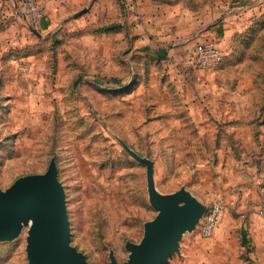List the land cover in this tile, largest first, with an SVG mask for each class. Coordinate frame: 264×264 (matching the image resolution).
Wrapping results in <instances>:
<instances>
[{
    "label": "rangeland",
    "instance_id": "obj_1",
    "mask_svg": "<svg viewBox=\"0 0 264 264\" xmlns=\"http://www.w3.org/2000/svg\"><path fill=\"white\" fill-rule=\"evenodd\" d=\"M37 1L44 16L31 27L15 0H0V190L54 164L69 244L90 264L129 262L127 244H140L161 213L151 187L159 200L177 199L196 216L165 264L211 260L215 233L222 263L245 261L244 233L264 218V0H151L229 29L222 41L201 42L221 49L216 67L196 69L187 55L192 69L213 72L200 96L210 108L191 109L182 100L186 87L160 91L159 78L147 84L154 74L129 85L127 41L118 63L112 34L93 31L111 20L110 0ZM115 1L123 20L130 0ZM92 4L106 6L95 23L96 14L86 21ZM204 113L213 118L198 124ZM215 204L218 225L202 236ZM31 225L22 220L16 235L0 237V264H29Z\"/></svg>",
    "mask_w": 264,
    "mask_h": 264
},
{
    "label": "crops",
    "instance_id": "obj_2",
    "mask_svg": "<svg viewBox=\"0 0 264 264\" xmlns=\"http://www.w3.org/2000/svg\"><path fill=\"white\" fill-rule=\"evenodd\" d=\"M106 6L108 13L112 11V16L111 20H104L105 24L116 23L119 27L113 31L94 34L100 36L112 34V50L114 59L116 57L118 63L123 60L122 53L124 51L121 50V44L127 41L129 56L127 62L131 70L129 85L133 82L134 86L139 87L146 81L141 82V78L146 79L154 74V79L152 77L151 82L148 79L147 84L150 83L155 87V81L159 78L160 82L156 87L160 91L168 92L170 89L172 91L176 89L178 92H183L185 87L188 93L190 91L189 95L182 97L186 108L190 107L191 109L193 106L210 108L209 104H203L206 99H201L200 96L202 93L208 95L209 92L206 89L213 72L192 69L188 66L187 55L195 45L205 40L214 39L215 42H218L227 38L230 33L229 29L226 30L225 25L221 22L207 23L199 14L189 11L179 4L130 0L127 16L123 20H120V7L117 1L110 0ZM106 6L92 4L88 10L86 21L89 22L88 18L91 14H96V19L91 22H98L99 13L105 12ZM86 21H82V23H86ZM49 23L50 19L45 20V25H49ZM122 30L126 35L122 33ZM158 63L164 65L163 70H158L159 73L155 69ZM142 68L143 74H140L139 71ZM222 111H225L224 106ZM210 118L213 117L204 113L196 122L198 124L206 123L210 121ZM244 234L245 261L233 260V264H264V218H259L251 223ZM218 237H221V234L219 236L218 233H215L209 241L214 250V258L207 261H191L190 264H224L216 256L218 248L223 244V239ZM225 264H228L227 260Z\"/></svg>",
    "mask_w": 264,
    "mask_h": 264
},
{
    "label": "water",
    "instance_id": "obj_3",
    "mask_svg": "<svg viewBox=\"0 0 264 264\" xmlns=\"http://www.w3.org/2000/svg\"><path fill=\"white\" fill-rule=\"evenodd\" d=\"M150 190L152 204L161 213L146 225L140 244H127L132 252L127 264H165L178 249L182 233L196 220L194 212L177 199L162 201L152 187ZM28 219L32 220L27 244L29 264H90L69 244L64 189L54 164L45 173L26 176L7 191L0 190V237L16 235L21 221ZM112 263L118 264L114 259Z\"/></svg>",
    "mask_w": 264,
    "mask_h": 264
},
{
    "label": "built area",
    "instance_id": "obj_4",
    "mask_svg": "<svg viewBox=\"0 0 264 264\" xmlns=\"http://www.w3.org/2000/svg\"><path fill=\"white\" fill-rule=\"evenodd\" d=\"M21 7L22 17L31 27H38L44 16V6L37 0H15ZM222 59L221 49L213 42L197 44L191 51V63L196 69H210L219 65ZM221 206L215 204L208 211L201 226L202 236H211L219 222Z\"/></svg>",
    "mask_w": 264,
    "mask_h": 264
},
{
    "label": "trees",
    "instance_id": "obj_5",
    "mask_svg": "<svg viewBox=\"0 0 264 264\" xmlns=\"http://www.w3.org/2000/svg\"><path fill=\"white\" fill-rule=\"evenodd\" d=\"M120 3L122 2L121 0H119ZM119 27L118 24L116 23H110V24H104V25H101L99 27H95L93 29L94 33H98V32H102V31H113V30H116L117 28Z\"/></svg>",
    "mask_w": 264,
    "mask_h": 264
}]
</instances>
